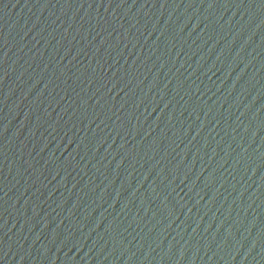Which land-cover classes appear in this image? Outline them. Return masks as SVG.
I'll return each mask as SVG.
<instances>
[{"label":"water","instance_id":"water-1","mask_svg":"<svg viewBox=\"0 0 264 264\" xmlns=\"http://www.w3.org/2000/svg\"><path fill=\"white\" fill-rule=\"evenodd\" d=\"M36 264H264V0H96Z\"/></svg>","mask_w":264,"mask_h":264}]
</instances>
